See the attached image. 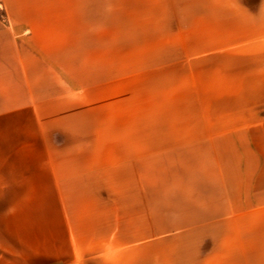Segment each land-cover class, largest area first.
I'll use <instances>...</instances> for the list:
<instances>
[{
	"label": "rangeland",
	"instance_id": "rangeland-1",
	"mask_svg": "<svg viewBox=\"0 0 264 264\" xmlns=\"http://www.w3.org/2000/svg\"><path fill=\"white\" fill-rule=\"evenodd\" d=\"M225 4L0 0V190L32 231L264 203L260 39Z\"/></svg>",
	"mask_w": 264,
	"mask_h": 264
},
{
	"label": "crops",
	"instance_id": "crops-1",
	"mask_svg": "<svg viewBox=\"0 0 264 264\" xmlns=\"http://www.w3.org/2000/svg\"><path fill=\"white\" fill-rule=\"evenodd\" d=\"M214 1H225L228 24L242 23L247 42L260 39V60L250 67L249 58L248 67L252 85L263 86L264 102V0ZM6 58L0 47L3 64ZM255 70L261 71L257 83ZM237 196L261 198L255 192ZM22 211L19 204L7 206L0 190V264H264L263 202L106 216L99 222L106 226L95 230L42 234L15 215Z\"/></svg>",
	"mask_w": 264,
	"mask_h": 264
}]
</instances>
